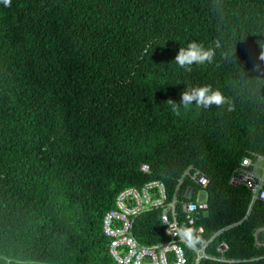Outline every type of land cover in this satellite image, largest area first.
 Instances as JSON below:
<instances>
[{"label": "trees", "instance_id": "16d2710c", "mask_svg": "<svg viewBox=\"0 0 264 264\" xmlns=\"http://www.w3.org/2000/svg\"><path fill=\"white\" fill-rule=\"evenodd\" d=\"M191 42L212 60L181 67ZM203 85L226 103H180ZM253 154L264 157V0H0V264H116L103 217L154 180L191 228L181 202L199 189L177 187L190 166L209 179L197 264H264V201L229 184ZM131 233L168 242L160 210Z\"/></svg>", "mask_w": 264, "mask_h": 264}, {"label": "built area", "instance_id": "2783aa9c", "mask_svg": "<svg viewBox=\"0 0 264 264\" xmlns=\"http://www.w3.org/2000/svg\"><path fill=\"white\" fill-rule=\"evenodd\" d=\"M263 165V166H262ZM143 173H149L148 165H141ZM187 177L199 189L188 186L185 196L194 199L181 202L180 211L191 229V237L195 239L203 228H192L196 217L201 211L207 209L206 196H201L209 183L208 177L198 168L190 166L178 180ZM232 186H243L250 193V206L255 201H264V157L250 155L242 159L229 179ZM176 195L168 199L165 185L160 181H149L140 188L128 187L121 190L115 200L113 209L107 211L102 220V232L109 239L108 254L116 264H187L186 249L195 254V264L201 258H208L204 249H196L194 245L183 236L178 221ZM160 210V221L168 242L164 245L141 246L132 236L131 230L135 217L142 213ZM227 245L222 243L218 252L227 250ZM222 260V258H212Z\"/></svg>", "mask_w": 264, "mask_h": 264}, {"label": "clouds", "instance_id": "9594fccd", "mask_svg": "<svg viewBox=\"0 0 264 264\" xmlns=\"http://www.w3.org/2000/svg\"><path fill=\"white\" fill-rule=\"evenodd\" d=\"M11 0H3L5 6L10 5ZM213 57V51L211 49H205L202 45L196 42H191L187 48H181L175 57L177 63L181 66L192 65L194 62L202 64L206 61H211ZM198 106L210 107L215 104L217 106L226 103V98L219 89H213L211 85H203L192 87L181 93V101L185 106H188L194 102ZM171 103V101H170ZM183 236L193 243L191 237V229L183 230Z\"/></svg>", "mask_w": 264, "mask_h": 264}, {"label": "rangeland", "instance_id": "374dc122", "mask_svg": "<svg viewBox=\"0 0 264 264\" xmlns=\"http://www.w3.org/2000/svg\"><path fill=\"white\" fill-rule=\"evenodd\" d=\"M263 166V165H262ZM201 196H204V193H200Z\"/></svg>", "mask_w": 264, "mask_h": 264}]
</instances>
